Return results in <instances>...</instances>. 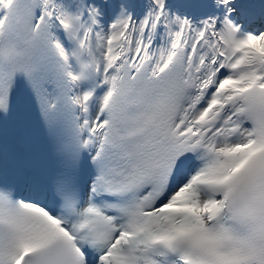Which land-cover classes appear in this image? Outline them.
Masks as SVG:
<instances>
[{
	"label": "snow or ice",
	"instance_id": "snow-or-ice-1",
	"mask_svg": "<svg viewBox=\"0 0 264 264\" xmlns=\"http://www.w3.org/2000/svg\"><path fill=\"white\" fill-rule=\"evenodd\" d=\"M15 115L0 264H264V0H0Z\"/></svg>",
	"mask_w": 264,
	"mask_h": 264
}]
</instances>
